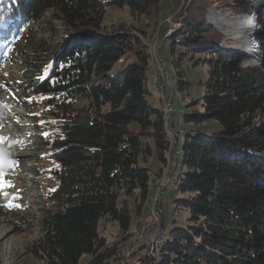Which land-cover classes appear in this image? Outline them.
I'll return each instance as SVG.
<instances>
[{
  "label": "trees",
  "instance_id": "trees-1",
  "mask_svg": "<svg viewBox=\"0 0 264 264\" xmlns=\"http://www.w3.org/2000/svg\"><path fill=\"white\" fill-rule=\"evenodd\" d=\"M161 1L0 2L1 66L5 45L9 52L47 11L58 14L65 30L42 78L22 82L28 95L43 99L52 118L48 157L54 166L48 173L57 186L48 193L50 209L40 218L44 235L36 250L44 264H108L145 219L143 209L168 163L170 128L152 101L145 33L134 24L108 29L104 22L109 8H127L142 19L158 12ZM229 5L237 17L256 16L258 65H245L250 57L231 37L225 40L192 13L165 39L181 96L190 87L187 58L208 63V71L203 95L194 101L201 111L182 116L194 127L183 132L177 152L173 210L189 217L168 232L158 264H264V0ZM196 54L203 59L195 60ZM208 121L220 130L198 128ZM153 153L160 163L154 170L146 166ZM101 222L117 228L110 245L99 232ZM85 255L90 258L83 263Z\"/></svg>",
  "mask_w": 264,
  "mask_h": 264
},
{
  "label": "rangeland",
  "instance_id": "rangeland-1",
  "mask_svg": "<svg viewBox=\"0 0 264 264\" xmlns=\"http://www.w3.org/2000/svg\"><path fill=\"white\" fill-rule=\"evenodd\" d=\"M229 7V0H162L158 12L142 19L131 16L127 8L106 10L104 27L116 29L121 24H134L141 27L143 32H140V35L145 33L146 38L143 41L149 46L151 54L149 89L153 95L152 101L159 104L163 113L167 110L165 92L161 85L154 84L151 79L155 78L160 68L159 57L164 61L167 84H171L168 85L171 108L168 120L165 116V122L167 121L170 128L167 130L170 146L165 154L168 163H173L180 154L177 152L182 148L183 132L194 127L185 123L182 116L201 111L200 106L194 104V101L203 95L202 84L207 78L208 63L200 61L195 63L190 58L185 60L183 70L190 87L185 96H181L176 87V74L169 52L170 42L165 39L173 33L187 13H192L204 17L209 24L213 23V20L219 23V26L213 24L212 26L228 40L220 28L223 26L224 30L236 29L243 23L241 16L237 17ZM225 14L235 16L236 19L228 21L224 26L220 24V17ZM64 31L58 14L52 10L47 11L35 24L24 30L21 38L9 52L7 45L4 47L7 62L3 66L0 64V173H2L0 181L10 182L12 186L4 188L6 196L0 195V264H44L37 256L36 250L39 240L44 235L39 223L40 218L50 209L48 193L57 186L55 179L48 173L54 166L48 157L50 152L48 136L52 129V118L46 114L47 107L44 106L43 99L28 95L26 89L22 90V82L42 78L52 53L63 40ZM235 32L230 36L231 43L243 48L248 41L247 37L244 41L245 35L239 38V33ZM227 43L224 42L225 46L229 45ZM194 59L202 60L203 55L196 54ZM250 62L249 60L247 66ZM198 128L206 132L220 130L219 124L215 121H208ZM173 149L176 155L172 153ZM9 162L12 164L8 167ZM159 165L154 153L147 157V167L154 170ZM175 197L174 187L171 186L161 198L163 226L167 234L170 229L185 225L189 217L185 210L174 212ZM150 206L148 201L143 209L144 218L149 216ZM116 231V226L110 222L100 223L99 232L106 237L107 245L114 242ZM89 258L85 255L81 262L85 263Z\"/></svg>",
  "mask_w": 264,
  "mask_h": 264
},
{
  "label": "built area",
  "instance_id": "built-area-1",
  "mask_svg": "<svg viewBox=\"0 0 264 264\" xmlns=\"http://www.w3.org/2000/svg\"><path fill=\"white\" fill-rule=\"evenodd\" d=\"M178 26V25H177ZM160 59V69L157 70L154 81L161 85L165 92V100L167 101V113L170 114V97L168 95L167 77L163 59ZM174 157V155H173ZM172 170L167 180L171 179ZM166 184L162 187H157L153 194V209L149 214L148 222L144 233H137V242L135 245H128L127 250H121V254L116 261H111L108 264H155L154 250L157 241L162 237L164 231L163 212L161 210V198L166 191Z\"/></svg>",
  "mask_w": 264,
  "mask_h": 264
},
{
  "label": "bare ground",
  "instance_id": "bare-ground-1",
  "mask_svg": "<svg viewBox=\"0 0 264 264\" xmlns=\"http://www.w3.org/2000/svg\"><path fill=\"white\" fill-rule=\"evenodd\" d=\"M233 19H236L235 16L233 17L232 15L230 14H225L223 15V17H220V24L222 23L224 26L225 24L230 21V20H233ZM241 22H243L238 28L236 29H228V30H224L223 26L220 28L224 34L227 36V37H230V36H233V32L237 31L240 35L239 38H241V35H245L244 36V41L246 40V37H247V43L246 45H244V47L242 48L250 57V63L249 65H258L259 62H260V59H261V50H260V45H259V42L258 40L256 39V36H255V33L254 31L257 30L258 26H257V21H256V16L253 12H251L249 15L247 16H242L241 17ZM213 25H216V26H219V23H215V21L213 20V23H211ZM219 29V30H220ZM241 29H244V31H253L252 33H250V35H247L246 33L242 32ZM230 34H228V32H230ZM233 31V32H232ZM236 33V32H235ZM235 36V35H234ZM241 48V47H240ZM248 61L245 63V65H247ZM160 69V68H159ZM158 69V70H159ZM155 78L151 79V81L154 83V84H157L155 81H154ZM168 79V78H167ZM168 85H171V84H168ZM161 87V86H160ZM171 87V86H169ZM162 90H164L162 87H161ZM169 89V88H168ZM165 96V94H164ZM164 98V97H163ZM165 99V98H164ZM165 102V101H164ZM165 116H166V119L168 120L169 116H168V113L167 111L165 112ZM167 123V121H166ZM175 136V135H174ZM175 139V138H173ZM172 143V142H171ZM175 146V145H173ZM172 149V148H171ZM171 152V151H170ZM176 155V154H175ZM170 156V155H169ZM170 159V158H169ZM171 160H172V157H171ZM172 162V161H170ZM180 166H181V157H180V154L179 156H176V158L174 159V162L173 163H168L167 166H166V170H164V173H163V177L161 178V181L159 183V186L158 187H162L164 184H166V181H167V185H166V190L173 186L174 184V181L176 179V176H177V173L178 171L180 170ZM171 170L173 171L172 172V176H171V179L170 180H167L168 179V176L170 175L171 173ZM157 190V189H156ZM155 190V192H156ZM154 192V193H155ZM152 197H153V194L150 196V201L152 202V207L150 209V212L152 211L153 209V200H152ZM150 214V213H149ZM148 219H149V216L145 219H143L141 225H140V228L138 230L137 233H144L145 232V228H146V223L148 222ZM137 233L133 236H130V237H127L123 243L121 244V250H127V243L128 245H135L136 242H137ZM168 238V234L165 233L163 231L162 233V237L157 241L156 243V248L154 250V257H155V264H158V261H159V250L161 248V246L163 245V243L166 241V239ZM113 261H116V260H113Z\"/></svg>",
  "mask_w": 264,
  "mask_h": 264
},
{
  "label": "snow or ice",
  "instance_id": "snow-or-ice-1",
  "mask_svg": "<svg viewBox=\"0 0 264 264\" xmlns=\"http://www.w3.org/2000/svg\"><path fill=\"white\" fill-rule=\"evenodd\" d=\"M0 2H2V0H0ZM0 175H2V173H0ZM12 185L10 184V182H6V181H0V195H7L6 192H4V188L6 187H11Z\"/></svg>",
  "mask_w": 264,
  "mask_h": 264
},
{
  "label": "water",
  "instance_id": "water-1",
  "mask_svg": "<svg viewBox=\"0 0 264 264\" xmlns=\"http://www.w3.org/2000/svg\"><path fill=\"white\" fill-rule=\"evenodd\" d=\"M242 32L246 33L247 35H250V33H252L253 31H244V29H241ZM258 29L254 31V33H257ZM231 32H228V34H230Z\"/></svg>",
  "mask_w": 264,
  "mask_h": 264
}]
</instances>
